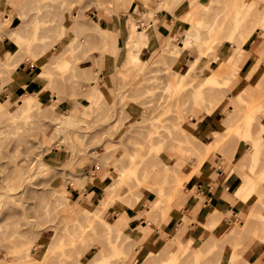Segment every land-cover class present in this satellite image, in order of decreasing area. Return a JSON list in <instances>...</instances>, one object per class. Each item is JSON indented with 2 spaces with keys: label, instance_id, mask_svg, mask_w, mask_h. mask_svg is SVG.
<instances>
[{
  "label": "rangeland",
  "instance_id": "374dc122",
  "mask_svg": "<svg viewBox=\"0 0 264 264\" xmlns=\"http://www.w3.org/2000/svg\"><path fill=\"white\" fill-rule=\"evenodd\" d=\"M25 2L0 0V62L8 54L11 60L18 57L23 64V69H18L19 73L13 78L9 79L10 74L6 72L7 75L0 74V102L6 108L0 105V264H91L89 259L95 250H90L91 245L87 243L84 245H88L87 251L79 246L88 242L98 247L107 241V235L102 233L100 244L97 243L100 237L94 235V238L93 233L103 229V225L99 221L88 223L87 212L95 208L96 201L103 198V188L113 180L117 182L114 203L106 208L102 218L104 222H113V216L125 214L127 222L112 228L108 241L123 243L125 248H120L124 251L134 243L131 239L138 243L134 245L137 249L133 246L126 257L119 254L124 256L122 261L105 243L104 247L109 249H104L110 255L108 260L119 258L112 264H134L147 250L151 252L149 257L156 260L153 264L171 259L172 250L176 258L174 264H191L190 259L195 256L199 264H259L250 263L245 252L254 243L264 244V230L261 229L264 227V36H260L264 29L255 31L243 45L246 52L235 63L239 69L235 78L226 83L222 74L214 81L207 77L211 72L218 73L217 63L223 62L229 52L234 56L240 51V46L232 50L238 35L232 36L228 32L231 24L226 23L239 0H172L170 3L164 0L168 7L161 9L171 14L172 26L180 23L179 29L176 35L167 37L161 49L151 54L144 51L136 62L131 60L132 42L126 41L125 48L118 47L111 52L113 40L107 23L126 17L130 38L135 26L142 25L132 14L155 8L158 0ZM256 3L253 4L255 9L264 4L259 2L257 6ZM210 7L219 16L215 13L212 17L214 12ZM205 12L211 13L208 21L218 16L215 23L220 31L209 32L210 25L200 28L202 38L195 40L192 48L182 51L173 63L163 61V50L169 45L183 46L186 27L194 29L193 21L203 17ZM73 14H78L77 20L85 25L84 35L80 33L83 37L74 40V33L70 32L74 26ZM148 20V23H156V27L160 24L155 17ZM66 28L70 30L64 33ZM142 28L140 26L139 30ZM35 34L37 39L33 38ZM46 44L50 49L52 46L64 49L61 57L68 60L69 65L60 64L61 57L51 56L54 51H48L47 59L41 58L43 51L48 50ZM109 57L115 61V72L104 79L101 71L105 58ZM258 62L257 72L249 75L248 70ZM2 68L0 66V70ZM95 84L101 94L91 101L90 87ZM29 93L41 103L39 108L18 109L20 98H27ZM236 95L244 100L239 105ZM213 98H221V101L213 113L208 114L211 105L208 102ZM249 99H256L261 106H255L257 103ZM67 114L69 116L64 118ZM246 114L255 117L251 131L253 139L261 141L258 153H254L253 139L246 138V124H241L236 131L237 124L241 123L239 118ZM16 115L15 122L12 118L10 122L9 118ZM210 119L213 121L211 128ZM14 123H18V128L12 126ZM56 123L60 124L57 133ZM206 124L209 128L205 129ZM178 127L185 133L180 134L182 130ZM185 134L190 137L181 136ZM193 141L195 144L196 141H200L199 144L209 142L213 146L206 151H196ZM199 144H196L198 148L202 146ZM248 156L257 159L253 168L246 166ZM197 161L202 163L199 165ZM187 166L193 172L189 179L184 175L186 181L183 172L187 171L182 169ZM233 168L238 169L234 172L235 180L226 189L222 181ZM173 169L182 173H179L183 180L180 186L172 183ZM246 174L251 176L256 191L251 201L254 207L235 195ZM91 176L92 181L89 180ZM203 180L210 182L212 192L222 193L224 197V202L219 206L212 203L208 210V216L213 211L222 212L223 224L220 227L214 224L212 230L206 228L207 220L204 223L195 214L205 207V201H209L208 192L200 194L198 191L197 186L203 184ZM160 186L167 190L164 198L159 195ZM174 187H178L176 193L179 192L175 193V198H167L173 192L168 193V190ZM132 193L142 195L137 200ZM249 218L251 221L247 220ZM195 222L205 233L199 240L191 236ZM248 222L256 232L249 229L250 234L247 230L250 235L245 234L246 239H243L242 234L237 247L236 243L232 246L236 241L231 236V247L215 244L209 251V245L216 243L214 239L222 243L229 241V237L228 240L224 238L230 229L237 227L244 231ZM142 226L147 228L142 229ZM258 226H262L259 227L261 232ZM142 230L150 233L149 239L143 242L136 234ZM178 230L179 234L182 232V237L178 235L180 243L173 238ZM156 239L161 241L148 247V240ZM185 243L186 250L183 249ZM184 250L185 255L181 256ZM26 251L30 255L20 260L11 257ZM147 258L144 259L149 262Z\"/></svg>",
  "mask_w": 264,
  "mask_h": 264
},
{
  "label": "bare ground",
  "instance_id": "6f19581e",
  "mask_svg": "<svg viewBox=\"0 0 264 264\" xmlns=\"http://www.w3.org/2000/svg\"><path fill=\"white\" fill-rule=\"evenodd\" d=\"M24 1H26V2H28L29 3V1H31V0H24ZM169 1H171L172 2V0H168V2ZM215 1H219V0H214V2ZM257 1V6L259 5L258 3L259 2H262V3H264V0L263 1H260V0H239V2L238 3H235V6L233 7V12L231 13V14H228V16H229V18H227V21H226V23H229V24H231L230 26H229V33H231L232 34V36H235V35H238V37H237V45L236 44H232V46H231V48H232V50L235 48V47H241L240 48V51L239 52H237V54L236 55H231L230 54V52L228 53V55L226 56V58H225V60L223 61V62H218L217 63V66H218V73L216 74V73H214V72H211V73H209V75L207 76L209 79H211L212 81H214V80H216V76H218V75H225V81H226V83H229L233 78H235V75H236V72H237V70H239L238 69V67L236 66V62L238 61L239 62V57H241L243 54V52L245 51H243V45L245 44V43H247L248 42V40L249 39H251V36L253 35V33L255 32V31H258V30H261V29H264V7H263V5H261L260 4V8L258 7H256L257 9H255V7H254V5H255V2ZM25 2V3H26ZM23 3V2H22ZM21 3V5L22 6H26V5H23ZM254 4V5H253ZM21 6V7H22ZM261 6H262V8H261ZM168 6H166V8H167ZM214 7H216V5L214 6ZM254 7V8H253ZM210 9L212 10V9H214L213 7L211 8L210 7ZM210 9H209V12H210ZM217 9H218V7H217ZM245 9H246V11H245ZM254 9V10H253ZM71 9H69V11H70ZM203 11V10H202ZM201 11V12H202ZM213 11V10H212ZM212 11H211V13H212ZM215 11H216V9H215ZM150 12H152L151 10H142V11H137V13H135V14H132V15H136V19L135 20H137V19H139L141 22H142V24H143V31H142V33L141 34H139V35H137L133 40H131L130 41V39H131V34H130V38L128 37V39H127V43H130V42H132L133 43V46H134V49L132 50V52H131V60H132V62H136V61H138L139 59H141V56H142V54H143V50H144V47L146 46V44H147V42L149 41V38H150V36H151V31H152V29H153V27H156V23H154V24H152V23H148L147 21H149L148 20V18H149V14H150ZM204 12V11H203ZM202 12V13H203ZM208 12V11H207ZM207 12H205L206 14L205 15H207V16H203V14L201 15V16H203V17H201L200 15L198 16V17H201V18H197L196 20H194L193 21V25H194V29H187V30H185L184 31V39H183V42L181 43V45H183V46H178V48H176V47H174V46H171V45H169L167 48H165L164 50H163V53H162V58H163V61H166V62H174V61H176L179 57H180V55H181V53H182V51H184V50H186V49H188V48H192L194 45H193V42L195 41V40H199L200 38H202V36H201V34L203 33V30H201L200 28H207L208 27V25H210L209 26V28H212L211 30L209 29V32L210 31H212V32H214V31H220V27L219 26H217L218 24L217 23H215V21H217V18H218V16H219V14L217 13V12H214L213 14H212V17H214L213 15H218L217 17H215L214 19H212V21H208L207 19H209V18H211L210 16L208 17V14H211V13H208L207 14ZM69 13V12H68ZM216 13V14H215ZM199 14H201V13H199ZM71 17V16H70ZM73 17H74V20H73V24H74V26L71 28V30L68 28H66V29H64V33H66V32H68L69 30H70V32L72 31L73 33H74V36H73V38H72V40H74V39H76V38H81V37H83V36H81V35H84V27H85V25L83 24V23H81V21H79V20H77L78 19V14L76 15V14H73ZM152 20V19H151ZM211 20V19H210ZM156 22V21H155ZM155 25V26H154ZM213 25V26H212ZM205 26V27H204ZM246 26V27H245ZM213 27H215V28H213ZM134 29V27H132L131 28V30H133ZM155 29V28H154ZM245 29V30H244ZM61 30V29H60ZM63 30V29H62ZM263 31L264 30H262V34L263 35H260L261 37L262 36H264V33H263ZM36 32V31H35ZM261 32V31H260ZM259 32V33H260ZM80 33H82L81 35H80ZM61 34V33H60ZM33 38H38L37 36H36V34L35 35H33ZM263 38V37H262ZM142 40H145V42H144V44H142L141 45V42L140 41H142ZM263 42V43H262ZM262 47L264 46L263 44H264V39L262 40ZM222 43V42H221ZM46 46H48L47 44H46ZM220 46H221V44H220ZM260 46V45H259ZM47 48V47H46ZM260 48H261V46H260ZM260 48L258 49V50H260ZM264 48V47H263ZM263 48H261V49H263ZM55 50H56V52H55ZM257 50V51H258ZM48 51H54V52H52V54H51V56H55V57H61V55L63 54V52H64V49H62V50H57L56 49V46H52V48L50 49L49 48V46H48V50H46L45 52L43 51V53H42V55L40 56L41 58H48L49 56H48ZM261 51V50H260ZM246 52V51H245ZM259 52V51H258ZM258 52L256 53V54H258ZM260 53V52H259ZM245 54V53H244ZM17 58V59H16ZM14 60H11V56H9L8 54H5V58H4V61L1 63L0 62V66H2L3 68L0 70V74L1 73H3V76H4V74H6V73H9L10 75H8L9 77V79L10 78H13V76L16 74H18L19 72H18V69H23L21 66H23V64L22 63H19V61H21V59H18V57H16ZM43 58V59H44ZM218 58V57H217ZM16 60V61H15ZM60 64H62V62H63V64H65V66H66V64L67 65H69L68 63H70L68 60H66L65 58H63V57H61L60 58ZM170 62V63H171ZM236 63V64H235ZM259 62L258 63H255L250 69H249V71H248V74L249 75H251V76H253L256 72H257V70H258V66H259ZM19 66H20V68H19ZM6 72V73H5ZM7 75V74H6ZM98 80V79H97ZM98 83V82H97ZM175 85L174 86H176V82L174 83ZM212 88H214V87H212ZM100 91H99V88L97 87V85L95 84V85H92L91 87H90V94H89V98H90V100L92 101V100H94L95 98H97V97H100ZM194 94L196 95V94H198L197 93V91H194ZM261 95V94H260ZM200 96H202V95H200ZM237 96V95H236ZM254 96H252V98H253ZM254 98H256V97H254ZM201 99H203V97L201 98ZM210 100V99H209ZM249 100H251V99H249ZM257 100H258V98H257ZM257 100L255 99H252L251 101L253 102V101H255L256 103H257V105L255 104V106H261V103H259V102H257ZM205 101V100H204ZM208 101V100H207ZM206 101V102H207ZM220 101H221V98H213L210 102H208V103H211V105H210V107L209 106H207L208 105V103L206 104V106H207V110L209 111L208 112V114H211V113H213V111L217 108V106L219 105V103H220ZM242 101H244L243 99H242V96L240 95H238L237 96V103H238V105L242 102ZM250 101V103H252ZM19 102V106H18V109H24V110H29V109H31V108H35L36 106V108H39L38 106L41 104L36 98H35V96L32 94V93H29V96L27 97V98H20V100L18 101ZM205 102V103H206ZM246 102H247V105H248V99L246 100ZM201 103H203V101L201 102ZM204 103V104H205ZM0 105H2L4 108H5V106H4V104L2 103V102H0ZM254 105V104H253ZM1 107V106H0ZM91 108L93 109V107L91 106ZM6 109V108H5ZM94 109H97V108H94ZM98 109H100V107L98 108ZM85 112V111H84ZM87 113V112H86ZM65 114V113H64ZM83 114V113H82ZM85 114V113H84ZM69 116V114H67V115H65V117L64 118H67ZM13 119L12 121L13 122H15V120L14 119H16L17 118V115L16 116H14V117H10L9 118V121H10V119ZM60 118V117H59ZM254 116H250V115H247L246 114V117H244V116H241L239 119H240V121H241V123H238L237 124V126H236V131L238 130V128L239 127H241V124H243V123H245L246 124V138H251V139H253V134H252V131H251V126H252V123H253V121H254ZM62 119V118H61ZM60 119V120H61ZM180 120V119H179ZM12 121H10V122H12ZM64 120H61V122H63ZM180 123V122H179ZM179 123H177V124H179ZM11 124H13V123H11ZM16 125V126H15ZM180 125V124H179ZM12 126H14V128H16L17 126H19L18 125V123L16 124V123H14V125H12ZM181 127V126H180ZM18 128V127H17ZM59 128H60V124H57L56 123V125H55V130L57 129V131H56V133L58 132V130H59ZM178 129H179V127H178ZM181 129V128H180ZM179 129V131H181ZM184 134L185 133V131L184 130H182V132H180V134ZM214 134L215 133H212L211 135L212 136H214ZM59 135V134H58ZM186 135V134H185ZM181 135V136H183V138H185V139H188L190 136H188V135ZM185 136V137H184ZM187 136H188V138H187ZM60 138H63V137H60ZM191 139V138H190ZM59 140V139H58ZM179 141H181V140H179ZM189 141H191V140H189ZM215 141V139H213V142H212V140L211 141H209V142H212L213 144L215 143L214 142ZM192 142V141H191ZM196 142H198V143H196V144H199V142L200 141H196ZM207 143V144H203L202 142V144H199V147L200 148H198V146H196V144H195V142L193 141V145H194V150H201V149H203V150H209L210 148H212V146H213V144L212 143ZM238 145V144H237ZM236 145V146H237ZM247 145V144H246ZM252 145L254 146V148H255V150H254V153H258L259 152V147L261 146V141H259V140H257V139H253L252 140ZM254 153H252V155H254ZM105 157V156H104ZM103 157V158H104ZM250 156H248V158H246V166L247 167H251V168H253L254 166H255V164H256V161H257V159H254V158H251ZM105 159H107V156H106V158ZM223 160V159H222ZM195 161V160H194ZM107 163V162H106ZM202 163V161H197V164H201ZM225 163V162H224ZM244 163V162H243ZM196 164V165H197ZM196 165L195 166H193V167H196ZM192 167V168H193ZM191 167L190 166H187V167H184L182 170L183 171H187V172H183V180L186 178V179H189L190 178V176H191V169H190ZM198 168V167H197ZM185 169V170H184ZM196 169V168H195ZM237 168H233V169H231L229 172V175H227L226 177H225V179L222 181V183H223V185L226 187V189H228V188H230L231 186H232V184L234 183V180H235V170H236ZM239 169V170H238ZM238 171H240V168L238 167ZM193 170H194V168H193ZM238 171H236V173L238 172ZM193 172V171H192ZM179 173H181L178 169H173L172 170V173H171V176H170V178H172V183H173V185H174V183H175V185H181L182 184V182H183V180H182V173H181V175L179 174ZM186 173V174H185ZM238 174H239V172H238ZM184 175L186 176L185 178H184ZM263 176H262V178H264V173L262 174ZM203 176V175H202ZM200 178V177H199ZM224 178V177H223ZM185 179V180H186ZM89 180H93L92 179V176L91 177H89ZM117 180H119V179H117ZM116 180H113V181H111V183H109L107 186H105L104 188H103V191H104V193H103V198L102 199H99V200H97L96 201V206H95V208L94 209H91V210H88V212H87V216H86V221L88 222V223H93V222H95V221H99V223L100 224H102L103 226H102V228L103 229H101V230H99V231H94V233H93V237H94V235L96 236V237H100V238H97L98 239V242L97 243H99L100 241L99 240H101V235H102V233L103 234H105V236L107 235V238L105 239V243H108L109 244V246H107L113 253H114V255H125V257L130 253V251H131V249H132V247L135 245V244H137L138 242L135 240H133L132 241V239H131V242H134V243H128V244H130V245H128V244H125V245H128L129 247L128 248H126L125 249V251H124V245H123V243H122V245L121 244H118L116 241H113V242H111V241H108V239H109V237H108V235H110L111 236V231H112V228H116L118 225H121L122 223H124V221L125 222H127L126 221V215L125 214H119V215H117V216H113L112 217V219H113V222H104V220H103V218H102V216H103V214L105 215V213L106 212H104V211H106V208L108 207V206H110V205H112L113 203H114V197H115V190H114V185H115V183L117 184V182H115ZM144 181V180H143ZM187 181V180H186ZM138 182H142V180H138ZM146 181H144V183H145ZM139 184H141V183H139ZM143 184V183H142ZM144 185V184H143ZM149 187V186H148ZM177 188L178 187H174V188H172L171 190L169 189L168 190V193H169V191H172L173 190V194L171 193L167 198H172V197H174V195L176 196V194L179 192H177L176 193V190H177ZM179 189V188H178ZM192 189H194V187H192ZM196 189V188H195ZM142 190V189H141ZM165 189H163L162 188V186H160V188H159V195L160 196H162L161 198H164V196H166L165 195V192L167 191H164ZM163 191H164V193H163ZM197 191V190H196ZM198 191H200L201 192V190L200 189H198ZM163 193V194H162ZM176 193V194H175ZM166 194H167V192H166ZM196 194V193H195ZM200 194H202V192L200 193ZM258 194V193H257ZM137 193H135V196H134V193H132V196H133V198L134 197H136V199L138 200L140 197L139 196H141L140 195V193H139V195H138V198H137ZM198 195V194H197ZM235 195L236 196H238V197H240L242 200H244L246 203H248V204H251L252 202V200H253V198H254V196L256 195V191H255V187H254V184H253V182H252V178H251V176L248 174H246V176L244 177V180H243V182L237 187V190H236V192H235ZM195 196V195H194ZM199 197V196H198ZM65 198H67V197H65ZM175 198V197H174ZM136 199H134V200H136ZM181 199V198H180ZM200 199V198H199ZM136 200V202H138ZM171 200V199H170ZM202 200V199H201ZM200 200V201H201ZM209 200V199H208ZM166 201H168V200H166ZM199 201V200H198ZM205 201V200H204ZM113 202V203H112ZM243 202V201H242ZM136 204V203H135ZM145 204V203H144ZM252 205V204H251ZM133 206H135V205H133ZM194 207V206H193ZM195 207H196V205H195ZM252 207H254L253 205H252ZM77 209L78 210H80L81 209V207H77ZM193 209H195V208H193ZM252 209V208H251ZM250 209V210H251ZM254 209V208H253ZM215 210V209H214ZM191 211V210H190ZM147 213H149V211L147 212ZM222 213V212H221ZM220 213V214H221ZM249 213H250V211H249ZM252 213H255L253 210H252ZM107 214H108V212H107ZM220 214H217L216 212H214L213 211V213H211L209 216H208V218H207V222H206V224H205V226H206V228L208 227L210 230H212V226L214 225V224H216L217 223V225H218V227H220L222 224H223V221L221 220V218H220ZM225 214V213H224ZM189 215V214H188ZM185 216V215H184ZM195 216V215H194ZM221 216H223V215H221ZM249 216H251V215H249ZM164 217V216H163ZM252 217H253V215H252ZM254 217H255V215H254ZM188 218V217H187ZM211 219V220H210ZM102 221V223H101V221ZM148 222H149V220L148 219H146ZM247 220H250V218L249 219H247ZM246 220V221H247ZM188 221V220H187ZM228 222H229V220H227ZM251 221V220H250ZM261 221V220H260ZM150 222H153V221H150ZM186 222V221H185ZM255 222V221H254ZM253 222V223H254ZM262 222H264L263 221V219H262ZM154 223V222H153ZM205 223V222H204ZM252 223V222H251ZM148 224V223H147ZM185 225L187 224L188 225V223L186 222V223H184ZM229 224H230V222H229ZM246 224H247V222H246ZM250 223L248 222V225H244V226H246V228H244V227H242V228H244V229H246V230H244L245 232L248 230L249 231V233L251 234V229L252 228H250L251 227V225H249ZM261 224H263V223H261ZM184 225V226H185ZM187 225L184 227L183 225L181 226V227H184V228H186L187 227ZM202 225V224H201ZM204 225V224H203ZM157 226V225H156ZM252 226H254V224H252ZM263 226V225H262ZM261 226V227H262ZM256 227V226H255ZM259 227L260 226H258V231H260L259 230ZM260 227V228H261ZM147 228V226H142V229H146ZM157 228V227H156ZM155 228V229H156ZM159 228V227H158ZM257 228V227H256ZM264 228V227H263ZM263 228H261L262 230H264ZM93 230H94V228H92ZM183 229V228H182ZM250 229V230H249ZM253 229H255V228H253ZM253 229H252V232H256V231H253ZM157 230V229H156ZM157 231H159V229L157 230ZM182 230H180V232H181ZM184 231V230H183ZM186 231V230H185ZM184 231V232H185ZM243 231V229H241V228H237V227H235V228H231L230 229V231L228 232V234L226 235V239L224 238V240H228L227 239V237H229V241H224L223 243H222V241H220V242H218V239L216 238V240L214 239L213 241H215L216 243H214V242H212L210 245H209V251L210 250H212L213 249V247L214 246H216V245H221L222 244V246L224 245L225 246V244H229V242L230 241H232L230 244L232 245V243H233V240L234 241H236V242H234V244L232 245V246H234L235 245V243H236V247H237V240H238V238L240 239V237H243V235L242 234H244V238L243 239H246V235L245 234H247V232L245 233L244 231ZM257 231V232H258ZM183 232V233H184ZM261 232V231H260ZM248 233V234H249ZM136 234H137V237H139L138 239H142V240H144L149 234H148V230H142V231H137L136 232ZM181 234V237H182V232L180 233ZM179 234V230H178V232H177V234L175 235V236H173V238H175V240L177 241V243L179 242V239H178V235H180ZM247 234V237L250 235H248ZM211 235V234H210ZM209 235V236H210ZM242 235V236H241ZM253 235V234H252ZM104 236V235H103ZM102 236V237H103ZM214 236V235H213ZM212 235H211V237H213ZM233 237L232 239L230 238V237ZM234 236H235V238H236V240L234 239ZM237 236V237H236ZM88 237H89V235H88ZM96 237H94V238H96ZM180 237V236H179ZM211 237H208L209 238V240H210V238ZM90 238V237H89ZM94 238H90L92 241H94L95 239ZM103 238H105V237H103ZM128 238V237H127ZM156 238V237H155ZM214 238V237H213ZM94 239V240H93ZM97 239H96V241H97ZM251 239V238H250ZM87 240V239H86ZM86 240H83V241H86ZM91 240H87V241H89V242H91ZM211 240H212V238H211ZM241 240V239H240ZM188 241V240H187ZM249 241V240H248ZM225 242H227V243H225ZM239 242V241H238ZM246 242V241H245ZM85 243H87V244H89V245H91V246H89L90 247V250H95L94 251V254H93V256H92V258L91 259H89L91 262V264H112L114 261H116V259H119L120 258V260H121V257L122 256H120L119 255V258L117 257L116 259H112V261L111 260H108V258L110 257V255L109 254H107L106 252L109 250L107 247H104V245L106 246V244L104 243V242H102V243H104L103 245L102 244H100V246H95V245H93V243H88V242H84L83 243V245L81 246H79V249H81V248H84L85 247V251H87V249H89L88 248V245L87 246H84V245H86ZM180 243V242H179ZM191 243V240L189 241V244ZM214 243V244H213ZM240 243V242H239ZM238 243V244H239ZM118 244V245H117ZM188 244V243H187ZM216 244V245H215ZM230 244H229V246H230ZM186 245V243L183 245V246H185ZM240 245H242V243L240 244ZM240 245H238V246H240ZM101 246H103L104 248L102 249V247ZM120 246H123V247H121L120 248ZM136 246V245H135ZM133 247V249H135L136 247ZM183 246H182V248H183ZM187 246L188 245H186L183 249H187ZM223 246V247H224ZM127 247V246H126ZM138 247V246H137ZM221 247V246H220ZM222 247V248H223ZM231 247V246H230ZM105 248H107V251L105 252ZM221 248V249H222ZM105 249V250H104ZM137 249V248H136ZM185 250L184 251H182V254H181V256L182 255H185ZM233 251V250H232ZM236 251H237V248H235V252L233 251V253H234V256H235V253H236ZM150 251H146L145 253H144V255H143V257L141 258V259H138V260H136L137 262H140V261H142V260H144V261H142L141 262V264H143V263H151V264H153V261H155L156 262V260H152V258H150L149 256H150ZM170 253L172 254V257H170L171 259H169V260H165V261H163L162 260V262H159L160 264H174V262H175V256H174V250H172V251H170ZM184 253V254H183ZM230 253H231V251H230ZM80 254V253H79ZM107 254V255H106ZM147 254H149V255H147ZM180 254H178V257H181V256H179ZM28 255H30L29 254V252H25V253H15V254H13V255H11V257L14 259H16V260H20V259H22V258H24V256L26 257V256H28ZM44 255H46V254H44ZM147 255V256H146ZM152 255H154V254H152ZM151 255V256H152ZM170 255V254H169ZM171 256V255H170ZM47 257V256H46ZM124 257V256H123ZM123 257H122V259H123ZM147 257H149V258H147ZM196 257V258H195ZM195 257H193V258H191L190 259V263L191 264H199V261H198V256H195ZM230 257H232V254H230ZM147 258V260L149 261V262H146V260L145 259ZM260 258H262V257H260ZM14 259V260H15ZM126 258H124V260H125ZM88 260V261H89ZM124 260H123V262H124ZM150 260H152V261H150ZM51 261V260H50ZM87 261V262H88ZM109 261H111V263L109 262ZM122 261V260H121ZM135 261V262H136ZM160 261V260H159ZM135 262H134V264H135ZM154 262V263H155ZM149 263V264H150ZM78 264H79V262H78ZM88 264V263H87ZM155 264H157V263H155Z\"/></svg>",
  "mask_w": 264,
  "mask_h": 264
},
{
  "label": "crops",
  "instance_id": "0c3cea01",
  "mask_svg": "<svg viewBox=\"0 0 264 264\" xmlns=\"http://www.w3.org/2000/svg\"><path fill=\"white\" fill-rule=\"evenodd\" d=\"M158 5L151 9L152 12H150L149 14V18L155 17L156 20L158 22H160V24L156 27V29H152L151 31V36L149 38L148 44H146L147 46L144 47L143 51H146L148 54H151L153 51H158L159 49H161L166 41H167V37L171 36V35H176L178 29H179V22H176L173 26H172V22H171V14L169 12H167L164 9L161 8H166L167 3L164 2V0H158ZM171 2V1H170ZM169 2V3H170ZM159 9V10H158ZM139 11V10H138ZM154 15V16H153ZM141 22V21H138ZM136 22V23H138ZM109 26V33L110 36L112 37V42L110 43V50L112 51H117V48H125L126 47V41L129 35V28H128V23H127V18H123L120 17L115 21L109 22L107 23ZM143 26L142 25H137L135 26L134 31L131 33V39H134L137 35L141 34L143 31L139 30V27ZM189 29L188 27H186L185 30ZM141 45L144 44L145 40L140 41ZM104 67L102 68L101 71V75L102 78H107L111 77L114 75L115 69H114V65H115V61L113 58L110 59L109 58H105L104 61ZM253 65V64H252ZM249 71V70H248ZM210 124V128L212 127L213 121L212 119H210V121H208ZM208 124H206V128H209ZM205 181V180H203ZM200 184V183H199ZM198 184V188L201 190V192L204 194L205 192H208L207 194H209V201H205V207L204 208H199L197 211L195 212V214L198 215L199 219L202 220L203 222H206L207 218H208V210L211 208L212 203L216 206H219L221 202H224L223 199L224 197L221 194H217V192H212L211 190L213 189L210 182L205 181L203 184ZM205 188H204V187ZM199 223H194V234L191 235L193 236V238L195 240H199L200 237H203L205 235L204 230L200 228V226L198 225ZM181 225V223L179 224ZM171 227L168 226L167 231H169ZM149 236H147L145 239H149ZM142 240L141 242L145 241ZM161 241V239H156L153 241L148 240V247H154L155 243H159ZM245 257L247 258L248 261H250V263H259V264H264V244H258V243H254L250 246L249 249H246L245 252ZM262 257V258H260Z\"/></svg>",
  "mask_w": 264,
  "mask_h": 264
}]
</instances>
